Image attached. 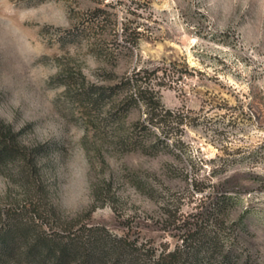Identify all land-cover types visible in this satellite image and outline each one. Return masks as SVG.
Segmentation results:
<instances>
[{
  "label": "rangeland",
  "instance_id": "1",
  "mask_svg": "<svg viewBox=\"0 0 264 264\" xmlns=\"http://www.w3.org/2000/svg\"><path fill=\"white\" fill-rule=\"evenodd\" d=\"M155 68L182 135L150 140L143 105L88 118L85 88ZM0 126L25 167L0 166V228L17 208L48 236L88 225L146 264L201 228L217 262L264 264V0H0Z\"/></svg>",
  "mask_w": 264,
  "mask_h": 264
},
{
  "label": "trees",
  "instance_id": "2",
  "mask_svg": "<svg viewBox=\"0 0 264 264\" xmlns=\"http://www.w3.org/2000/svg\"><path fill=\"white\" fill-rule=\"evenodd\" d=\"M159 72L164 74L163 69L159 68L140 70L134 77L117 80L110 87L91 85L85 88L81 102L85 103L84 109L88 118L90 119L106 101H110L111 105L104 120L107 124L119 125L133 104L137 108L143 105L148 112L149 122L137 123V130L150 131V140L155 136L157 140L162 141L154 129L163 135L174 129L182 135L187 125L186 120L162 104L157 90L160 85L157 81L160 80L157 75ZM141 75L150 77L139 85L138 78ZM132 87H135L136 92L127 94L120 100L117 98ZM13 140L12 129L0 126V166L16 167L23 175L25 167H17V162L23 158L11 144ZM157 140L150 142L151 149L156 147ZM223 210V203L217 200L214 212L221 214ZM24 211L19 208L14 212L10 211L3 221L0 228V264H146L126 245L123 238H112L102 232L103 229L82 225L76 233L48 236L38 231L35 225L24 221ZM34 212L39 213V205L34 206ZM182 242L185 245L183 249L163 252L153 264H188L189 257L186 256L189 253L194 264H238L229 253L217 262V243L212 235L202 233L201 228L187 230ZM185 248L187 249L184 250Z\"/></svg>",
  "mask_w": 264,
  "mask_h": 264
}]
</instances>
